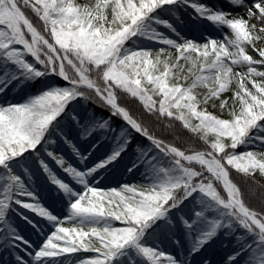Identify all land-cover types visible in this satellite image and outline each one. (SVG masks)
Instances as JSON below:
<instances>
[{
    "label": "trees",
    "instance_id": "1",
    "mask_svg": "<svg viewBox=\"0 0 264 264\" xmlns=\"http://www.w3.org/2000/svg\"><path fill=\"white\" fill-rule=\"evenodd\" d=\"M15 1L32 26L55 46L68 79L113 94L117 104L128 112L130 119L146 137L137 134L93 91L76 88L60 80L57 77L59 68L52 54L40 42L34 45V40L16 18L8 0H0V25L7 27L17 38V46L23 53L12 60H5L4 66L26 95L23 105H7L6 97L0 95V112L9 108L32 107L48 116L39 122L41 125H32L27 132H13L12 153L8 157L16 155V158L0 167L3 193L11 195L4 214L19 219L24 217V209H27L52 219L56 229L68 225L46 207L43 192L38 186L51 187L55 191L62 183L63 175L73 174L71 171L82 164L79 158H72L68 153L74 148L79 127L78 101L82 99L86 102L85 111L93 127L91 145L96 151L95 164L104 167L107 184L119 180L121 184L134 186L140 194L139 200L150 203L157 214L164 212L152 222L143 217L125 215L122 222L117 223L113 216L107 215L118 228L123 226L116 238L118 249L139 235V246L149 264H183L178 259L181 252L177 245L173 246L174 253L170 259L164 258V253L170 242L176 240L177 226L195 224V240L189 255L198 256L200 264H258L256 259L259 256L263 257L264 264V235L230 205L222 185L213 180L204 168L181 161L166 147H175L188 155L201 152L214 154L222 161L230 180L238 188L242 205L264 221V177L252 174L245 164L230 158H239L251 150L264 152V115L258 113L262 105L255 102L252 106L253 116L242 139L243 144L240 145V140L234 138L230 142L225 141L221 136L206 139L199 130L198 117L204 110L218 116L221 112L218 99L227 92L226 86L210 90L198 83L197 77L191 78L186 86L194 95V112L181 116L176 103L162 104L159 90L147 96L133 89L131 81L124 76L128 57L133 52L160 51L167 48L170 42L177 41L170 31L178 28L188 34L195 31L209 42L212 39L208 34L218 26L221 15L212 14L207 5L190 9L188 5L194 0L167 5L158 0L160 6L155 11L140 9L134 16L124 13L121 19L110 9H96L92 21L107 45L103 54H97L75 40L67 44L58 42L39 5L33 0ZM141 22L146 28L140 26ZM117 27L120 31L125 30L124 34L118 35L117 30L115 32ZM156 32L163 34L155 35ZM225 36L235 46L236 55L242 50L251 58L260 57L256 40L258 31L253 27L247 26L242 33L229 32ZM219 41H215L209 55L213 60L222 54L217 49ZM158 44L160 47H157ZM207 61L201 62V73L214 72L208 67L212 62ZM252 75L260 84L264 83L261 73L253 69ZM260 98L264 100L263 91ZM106 139L109 140L110 154L120 156L116 163L99 151ZM136 146L144 151V160L155 162L153 167L131 172L133 167L143 163L139 160L135 165L131 164ZM42 156L57 165V173L41 164ZM73 160L75 164L71 163ZM19 168L23 169L24 177L19 176ZM152 190L158 192V199L153 198ZM83 214L86 215L85 224L99 226L106 221L97 215ZM213 228H216L215 232L211 231ZM231 237L246 239L247 247L242 252L233 251L232 247L224 249ZM213 241L216 243L214 247Z\"/></svg>",
    "mask_w": 264,
    "mask_h": 264
},
{
    "label": "rangeland",
    "instance_id": "2",
    "mask_svg": "<svg viewBox=\"0 0 264 264\" xmlns=\"http://www.w3.org/2000/svg\"><path fill=\"white\" fill-rule=\"evenodd\" d=\"M33 1L41 7L43 17L49 22L58 42L67 44L75 40L97 54H103L107 45L92 21L96 9H110L113 15L121 19L124 13L134 16L140 9L155 11L160 6L158 0ZM179 1L182 0H163L165 5ZM204 5L210 7L212 14L219 13L222 17L215 31L210 34L211 41L205 42L195 31L190 34L182 28L170 31L171 35L177 37V41L167 44V48L160 51L133 52L128 57L124 76L131 81L133 89L147 96L159 90L162 93V104L167 106L176 103L181 116L194 112V95L186 86L191 78L197 77L198 83L206 85L210 90L226 86L227 92L218 99L221 112L217 116L204 110L198 117L199 130L206 139L221 136L230 142L234 138L240 140L241 145L251 123L255 102L262 105L258 113L264 115V100L260 98L264 92V83L260 84L252 75L254 69L264 76V0H194L188 7L198 9ZM141 25L146 28L143 22ZM247 26L258 31V58H251L242 50L236 55L235 46L225 36L229 32L242 33ZM116 30L118 35L125 31H120L119 27ZM158 34L163 32L155 33ZM215 41H219L217 49L222 54L214 60L208 58V62H212L208 67L214 70L213 73H201V62L205 55H210ZM22 55V50L17 46V38L7 27L0 25V95L6 97L7 105H23L25 101L24 89L16 85L4 66L5 60ZM78 102L79 127L74 148L68 153L72 158H79L82 164L74 171L69 170L73 174L63 175L62 183L55 191L51 187L38 186L43 192L46 207L68 225L56 229L52 219L37 216L33 212L24 211V217L19 219L14 215H5L4 208L8 206L11 195L3 193V182L0 181V264H149L139 246V235L131 238L125 246L117 248L116 238L121 234L123 226L118 228L107 215L113 216L117 223L122 222L125 215L143 217L152 222L163 213H155L150 203L139 200L140 194L134 186L121 184L119 180L107 184L104 167L95 164L96 151L91 145L93 127L85 111L86 102L82 99ZM47 118L39 109L32 107L9 108L0 112V167L16 158V155L8 157L12 153L13 132H27L32 125H41L39 122ZM108 141L106 139L102 143L99 151L116 163L120 156L109 155ZM230 158L245 164L252 174L264 177V152L251 150L239 158ZM139 160H143V163L133 167L131 172L148 170L155 164L154 161L144 160V151L136 146L131 164L135 165ZM40 161L45 168L58 172L57 165H53L44 156ZM71 163L75 164V161ZM18 174L24 177L22 168H19ZM152 196L154 199L159 198L157 191L152 190ZM83 213L97 215L106 221H102L99 226L85 224L86 215ZM194 230L195 224L177 226L176 240L170 242L164 258L170 259L174 253L173 246L177 245L182 254L180 263L200 264L198 257L188 254L195 240ZM211 231L215 232L216 228ZM247 244L246 239L231 237L224 249L232 247L233 251L242 252ZM212 245L214 247L216 243L213 241ZM256 260L258 264H263L262 256Z\"/></svg>",
    "mask_w": 264,
    "mask_h": 264
},
{
    "label": "water",
    "instance_id": "3",
    "mask_svg": "<svg viewBox=\"0 0 264 264\" xmlns=\"http://www.w3.org/2000/svg\"><path fill=\"white\" fill-rule=\"evenodd\" d=\"M8 2H9V4H10V6L12 7V9H13V11H14V13H15V15H16V17H17V19L22 23V25H23V27L25 28V30H26V32L28 33V35H30V36H34V37H37L42 43H44L46 46H47V48H48V50L55 56V58L59 61V63H60V78L64 81V82H66V83H70V84H72V85H74V86H76V87H81V88H87V89H90V90H92V91H95L97 94H98V96L109 106V107H111L112 109H114L129 125H131L132 127H133V124H131L128 120H127V116L128 115H126V111L124 110V109H122V108H120V107H113V106H111L110 104H108L105 100H104V98L98 93V90H99V88H97V87H95V86H92V85H85V84H80V83H76V82H70L69 80H67L66 78H64V72H63V69H62V63H61V59H60V57H59V55L57 54V51H56V49H55V47H53L52 45H50L49 43H48V41L43 37V36H41L33 27H32V25H31V23L25 18V16L22 14V12L20 11V9L18 8V6H17V4H16V2H15V0H8ZM31 29H33V31L31 30ZM138 133H140V130L139 129H135ZM170 149H172L174 152H175V154H176V156L179 158V159H181L182 161H184V162H186V163H188V164H195V165H200V164H198V163H196V162H193V161H191V160H187V158L188 157H190V156H193V155H198V154H193V155H188V156H186L183 152H181L180 150H178V149H176V148H174V147H169ZM206 156L209 158H213L214 159V161L220 166V168H221V170L224 172V173H227V170H226V168L224 167V165L222 164V162H220L215 156H213V155H211V154H206ZM227 175H228V173H227ZM217 181H219L221 184H222V182H221V180H219V179H217V178H215ZM231 182V181H230ZM232 183V182H231ZM233 184V183H232ZM234 185V184H233ZM222 186H223V184H222ZM223 188L225 189V187L223 186ZM225 191H226V189H225ZM227 192V191H226ZM228 193V192H227ZM228 196H229V199H230V201H231V197H230V195L228 194ZM238 206H239V208L241 209V211H242V213H241V215L243 216V217H245L249 222H251L252 223V225H254V227H256L260 232H261V230L259 229V227H258V225L251 219V216H250V214H249V211H248V209H246V208H244L243 206H242V204H241V202H239L238 204H237ZM255 217V219L257 220V221H259V222H261V220L258 218V217H256V216H254Z\"/></svg>",
    "mask_w": 264,
    "mask_h": 264
},
{
    "label": "bare ground",
    "instance_id": "4",
    "mask_svg": "<svg viewBox=\"0 0 264 264\" xmlns=\"http://www.w3.org/2000/svg\"><path fill=\"white\" fill-rule=\"evenodd\" d=\"M180 2V1H179ZM33 31V29H31ZM34 40H37L36 37H34ZM100 93L102 94V96H104L106 102L112 106H116V101L114 100L113 97H108L105 96L103 92L100 91ZM187 160H191L193 162H196L200 165H203L206 167V169L208 170V172L214 176L215 178H218L219 180H221L223 186L225 187L226 191L228 192V194L231 197V203L234 206H237V204L239 203V198L237 196V189L236 187L230 182L229 177L227 175V173H224L218 166V164L213 161L212 159H208L204 156H200V155H193L187 158ZM250 214V213H249ZM251 219L258 225L259 229L261 230V232L264 234V222H259L255 219V217L253 215H251Z\"/></svg>",
    "mask_w": 264,
    "mask_h": 264
}]
</instances>
